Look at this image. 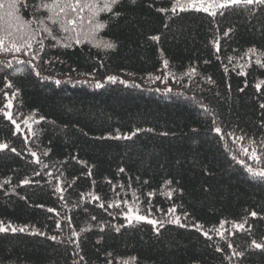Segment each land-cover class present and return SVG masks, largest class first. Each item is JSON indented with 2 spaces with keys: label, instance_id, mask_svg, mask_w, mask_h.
<instances>
[{
  "label": "trees",
  "instance_id": "16d2710c",
  "mask_svg": "<svg viewBox=\"0 0 264 264\" xmlns=\"http://www.w3.org/2000/svg\"><path fill=\"white\" fill-rule=\"evenodd\" d=\"M11 2L0 0V222L25 231L0 232V264H264L251 246L264 244V179L241 149L264 162V4L213 16L191 0L176 13L175 0H120L93 16L80 7L97 0L64 12L18 0L32 21L19 29ZM13 42L21 51L5 50Z\"/></svg>",
  "mask_w": 264,
  "mask_h": 264
},
{
  "label": "snow or ice",
  "instance_id": "6c2138e0",
  "mask_svg": "<svg viewBox=\"0 0 264 264\" xmlns=\"http://www.w3.org/2000/svg\"><path fill=\"white\" fill-rule=\"evenodd\" d=\"M119 3H120V0H103V4H102V6H100L98 3V0H97V2H95V3L84 4L83 7H80L79 0H76V3H74V4H65L63 6L59 5L57 2H55V0L53 3H47V2H45V0H40V3L36 6V9H34V11H38L40 8H47V9H49V11H53L57 7L60 8V12H64L66 8H71L72 11H75L77 7H80V11H83V8L87 7L92 11L93 16H96L99 14V12H113V8L116 5H118ZM131 3L135 4L136 0H131ZM241 3L247 4V5H251L253 3L264 4V0H208L207 6H205V0H199V4H197L196 0H191V3L188 5V7H191V8L196 9V10H202L204 12H209L211 15L215 16L217 14V12L211 11V9L217 8V9L222 10V9H226V8H229V7H232L235 5H239ZM2 6L3 5H0V7H2ZM8 8L10 9V11H8L6 13V16L8 18L6 20V24H7L8 28H15V27H18L19 29H29L30 28V24L32 21L31 20L26 21L20 15L17 14L19 11L18 0H12V2L8 4ZM178 8L180 11L186 10L185 7L180 3V0H175V2L173 3V6L171 8V12L176 13ZM159 11L165 12V11H168V9L161 8V9H159ZM114 15L119 16L120 13L115 12ZM48 19H52V17H48ZM53 22L55 23V21H53ZM76 22L77 21L75 19L69 21V23H71L73 25H75ZM89 23L91 24L92 21L89 20ZM105 27H106V25L104 23L96 22L94 25L93 31L90 34H88L89 38L95 40L96 39V35H95L96 32H98L100 29H103ZM64 30L68 31L67 28H65ZM44 31H50V29L45 28ZM8 35H11V32H9ZM77 35H79V34H77ZM150 38L152 40H155V41H158L160 39L159 36H152ZM76 43H81L80 39H77ZM3 45H4V40L2 38H0V47H3ZM64 46L69 47L70 45L65 44ZM96 46L97 47L103 46L104 48H115L116 47V45L114 43L106 42V41H98L96 43ZM21 47H22L21 45H17L16 43L13 42L11 49H5V50L11 51L14 49L15 51H21ZM28 47H31V45L28 44ZM216 47H217V51H219V42L216 43ZM249 51H253V50L250 49ZM167 63H168L167 61L164 62L165 66H167ZM256 63L258 65H261L262 67H264V64H261V61L259 59H257ZM193 71H195V69H193ZM108 79L114 80L115 78L114 77H108ZM57 83H60V82L57 81ZM260 88H261V84H257L256 89L259 91ZM241 91H242V89H241ZM7 107L8 108L12 107L11 101L8 102ZM260 107L264 108V104H261ZM5 115L9 120H12V122L14 124L16 123V121L13 119L12 114L10 112H5ZM41 119H43V117H41ZM17 128H19V125H17ZM136 131L139 132L140 129H137ZM215 131L217 133H220L221 129L219 127H216ZM135 134L136 133L133 132L130 135H125L123 137L117 136L115 138H117V139H119V138L130 139L131 136H134ZM7 148H8L7 144L0 143V150L7 149ZM11 151L15 152L16 149L12 148ZM45 155H47V153H45ZM32 156L36 157V163H40V160L37 157V154L35 152H32ZM121 171H123V169H121ZM249 171L253 172V175L259 176L260 178L264 179V170L259 171V172H255L251 168H249ZM36 175H39V173H36ZM89 175H91L90 172H89ZM21 183L22 184H29V183H31V181L28 179H25V180L21 181ZM168 183H171V181H169ZM3 186L4 185L0 184V187H3ZM149 195H152V194L150 193ZM95 199H99V197H95ZM40 207H43V205H40ZM101 207H103V205H101ZM49 211H53V210L49 209ZM170 211L175 212V208L171 209ZM126 215H128L129 219L131 220L132 216L129 215L128 213H126ZM250 215L253 217H256L258 214L255 211H253L250 213ZM135 219L145 220V219H147V217L141 216V215H136ZM176 222L177 223L179 222L178 218H177ZM149 223L156 224V223H158V221L151 220V221H149ZM225 223H226V221H225ZM221 227H222V225H221ZM239 227L241 229H243V224L239 225ZM9 230H11L12 232L25 231L24 228L17 229L15 227H12L9 229L8 227L3 226V222H0V232H5V231H9ZM116 230L119 231V228H117ZM158 231H159V229H157V232ZM218 234L223 236L222 232L218 233ZM204 235L208 236V233L205 232ZM51 238L53 240L56 239L55 236H53ZM209 238H211V237H209ZM251 246H253L256 249L264 250V244L258 243L255 240L252 241ZM234 255L243 256L244 253H242V252L234 253Z\"/></svg>",
  "mask_w": 264,
  "mask_h": 264
},
{
  "label": "rangeland",
  "instance_id": "374dc122",
  "mask_svg": "<svg viewBox=\"0 0 264 264\" xmlns=\"http://www.w3.org/2000/svg\"><path fill=\"white\" fill-rule=\"evenodd\" d=\"M233 141L237 143V139H233ZM252 148H254V147H252V146H249V147L245 146V147H242V148H241V149L243 150V153H244V154L248 157V159H249V162H248L247 165H248L252 170H254L255 172L262 171V170H264V162H263V161H260V160L257 159L258 157H257V155H256V153H255V151H254V149H252ZM263 158H264V156H263ZM128 214L132 216L131 219H135V216H136V215H141V216H143V214H140V212H137V211H135V210H133V209H129ZM127 217L129 218V216H127Z\"/></svg>",
  "mask_w": 264,
  "mask_h": 264
}]
</instances>
